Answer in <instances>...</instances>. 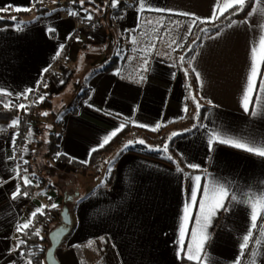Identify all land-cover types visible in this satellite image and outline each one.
Listing matches in <instances>:
<instances>
[{
  "label": "crops",
  "instance_id": "1",
  "mask_svg": "<svg viewBox=\"0 0 264 264\" xmlns=\"http://www.w3.org/2000/svg\"><path fill=\"white\" fill-rule=\"evenodd\" d=\"M121 3L122 10L109 17L111 37L110 32L100 27V21L94 14L89 24L80 15L70 17L69 10L76 11L70 8L33 13L22 25L23 31L16 30L17 24L0 28V89L16 96L29 88L34 89L28 99L0 97L1 108L2 102L9 100L19 104L39 97L41 93H59L70 77L65 74V64L80 59L87 63L86 60L94 57L100 60L83 70L85 97L76 96L67 103V108L58 114L55 125L49 121L48 115L40 119L41 124L60 136L59 153L83 165L86 164L81 161L88 163L90 160V150L126 118L130 121L127 125L159 134L182 123L190 111L189 84L185 74L177 66L173 67L165 55L153 56L152 53L146 57L148 63L145 65V52H142L140 60L124 69L122 66L101 71L115 48V41L123 39V45L126 38L136 39L138 30L145 23L149 25L147 21H161L170 29L173 27L174 34L176 29L185 30L191 23V19L183 15L154 11L140 14L137 12L138 0H122ZM148 3L172 13L187 12L206 18L211 15L215 0H148ZM9 5L33 9L32 0H0V9ZM260 7H264V0ZM9 12L30 11L10 9ZM246 18L251 26L237 24L227 28L216 39L203 38L198 43L203 47L195 49L199 52L195 66L202 74L203 86L196 83L190 70L189 75L194 80L201 109H204L200 124L206 127H198L185 138L175 141L174 151L178 159H152L117 149L113 154L109 185L95 183L97 185L75 202L70 212V231L56 251L60 264H80L78 253L83 254L87 264H190L187 260L177 259L176 252L179 223L193 186L192 177L201 176L202 184L205 182L203 178L208 177L231 183L237 189L264 190V158L222 145H217L216 151L211 153L207 148V132L212 129H222L233 135L264 137V115L251 117L241 108L250 65V48L254 41H258L261 34L259 26L264 23V16L259 14L250 18L246 14L234 20ZM156 25L159 27L158 23ZM48 27H54L56 32L47 34ZM69 36L72 38L65 39ZM61 43L65 49L61 56L56 57ZM82 46L85 47L83 52ZM49 65L50 70L43 75L48 86L45 88L41 83L38 87L41 70ZM145 67L146 71L143 70ZM141 75L145 77L144 81L137 82ZM88 104L94 107H88ZM185 105L187 113L182 111ZM258 107L264 108V100ZM131 121L149 127L157 123L164 126L151 131L136 127ZM10 124L11 121L0 123V129H4L0 132V264H12L13 261L26 264L25 258L17 251H10L17 242L16 225L26 221L36 208L46 205L48 197L56 201L59 198L54 190L37 189V180L28 171L24 172L31 162L30 150L26 149L30 141L23 143L21 152H18L20 125L11 128ZM14 134L16 143L13 147ZM40 135L38 128L36 131L32 129L31 137L38 139ZM14 153L16 159H9ZM24 160L28 163L24 164ZM177 164L182 171L177 172ZM193 164L198 169L187 166ZM17 166L21 175L33 179V186L22 187L29 195L13 201L11 193L17 183L22 184L20 179L14 178ZM230 207L229 212L218 213L209 228L211 239L206 249L213 264H233L242 235L249 226V209L240 204ZM197 210L196 207L191 209L193 221L189 223V229L195 226ZM89 241L93 242L90 247ZM252 259L256 264H264V250L255 258L250 251L246 253L245 264H250Z\"/></svg>",
  "mask_w": 264,
  "mask_h": 264
},
{
  "label": "snow or ice",
  "instance_id": "2",
  "mask_svg": "<svg viewBox=\"0 0 264 264\" xmlns=\"http://www.w3.org/2000/svg\"><path fill=\"white\" fill-rule=\"evenodd\" d=\"M44 0H32L33 4H40L43 3ZM55 3V0H53ZM85 0H80L79 9L80 11L84 12L82 19L85 21H91L93 16L91 11L84 7ZM94 0H88V3H93ZM75 3V0H73ZM262 0H215V4L212 8L211 15L206 18L197 17L195 14L192 13H172L171 10L161 9V8H154L149 3L148 0H138V7L137 12L142 14L145 11H154L158 13H168V14H176V15H183L185 17H189L191 19V23L187 26V34L184 37V42H178L176 38H172L170 43H168V47L173 51H177L178 49H184L185 44L187 43V36H191L193 34V29L200 24H212L217 27V31L212 32L209 28H200L199 32L203 34V38L207 39H216L227 28H232L237 24H244L250 25L249 19H244L242 21H237L231 19V17L239 15L241 12L245 10L246 7H250V11L247 12V17L250 18L254 14H259L264 16V7H260ZM120 6V0H111L110 7L113 9H117ZM13 10L16 12L20 11H31V7H25L23 9L19 7H15L9 5L5 8L0 9V12L7 13L9 10ZM80 11H73L69 10L68 15L70 17L80 15ZM2 18V17H0ZM221 18L227 20L228 23L224 25V27H219L216 25V21H220ZM139 19V17H138ZM15 20V17H13ZM148 24H152L151 20L147 21ZM160 27H164L161 21H157ZM261 34L259 36L258 41H254L251 48H250V65L249 71L245 78V86L243 88L242 99H241V108L243 109L244 113L250 115L251 117H258L264 115V108L258 107L261 100H264V72H262V68H264V23L260 24ZM17 31H23V26L20 23L16 25ZM158 31V29H157ZM56 32L54 27H48L46 29V33L51 35ZM72 37H66L65 39H71ZM78 39V38H77ZM160 39H163L160 37ZM202 37L200 35H196V38L192 41L191 45H188L185 53L179 56V63L187 64V68L184 69L185 77H188L189 70L191 73L195 75L196 83L203 86V78L200 71L195 66V61L197 56L199 55L198 49L203 47V44H197L196 41L201 40ZM135 43V41H133ZM65 49V45L61 43L59 48L56 52V57L61 56ZM155 49V43L150 42L148 47L144 49L145 57L144 64L147 65V56L152 54V51ZM188 53H193L191 56H188ZM175 67L176 65H172ZM51 65L45 67L41 70V81L38 82V87L42 83L43 87L47 88V83L43 81V75L50 70ZM144 71L147 70L145 67ZM173 78H175V73H173ZM88 79V77H85ZM144 76H139L137 82L144 81ZM63 83V81H60ZM188 87V97H190L195 105H196V113L193 117L194 120L199 121L200 118V109L201 104L196 101L195 95H193L191 85H187ZM34 89L29 88L25 92L16 96V94L0 89V97H12L15 96L16 99H28L29 95L33 93ZM254 94H255V102H254ZM91 96H89V100ZM201 99L204 97L201 96ZM45 100V96L41 95L37 97V99L33 103H42ZM87 104V101H85ZM208 103L212 105V101L209 100ZM2 106L5 109H12L15 108L18 111L27 109L28 105L23 103L15 104L11 100L7 102H2ZM215 106V105H213ZM88 107H94L91 104H88ZM99 111V109H96ZM184 113L188 112V107L185 105L182 109ZM43 116H47V112L41 113ZM184 117H180L179 119H183ZM207 117H205L206 119ZM130 121L126 118L124 122L120 123L115 129H113L110 133L106 134L102 141L95 147L90 150L89 155L91 156L92 153L103 149L106 145L110 144L112 140L117 137L126 127V125ZM19 118L13 119L9 127L16 128L19 126ZM134 126L141 127V128H149L151 131H157L159 128L163 127L164 125L161 123H157L154 127H149L148 125L139 124L135 121H131ZM197 126L201 128H205L206 125L203 124H193V128ZM192 129H187L186 131H191ZM4 131V129H0V132ZM29 136L32 135V130L29 129ZM180 135V133H172L169 136L168 140L170 141L173 137ZM16 143V135L12 136V144L13 147ZM134 144L145 145V141L142 139H138L135 141H128L124 146L121 148V152L127 150L129 147L133 146ZM222 145L227 146L235 150H240L248 154H252L259 158H264V137H257L252 134L248 135H233L230 134L222 129H212L207 132V148L208 152H215L216 146ZM149 150L154 151H161L165 154L168 152L169 143L165 142L162 148H152L148 146ZM57 158L60 155H66L63 153H57ZM119 155V153H117ZM9 159H16L15 153L13 156L9 157ZM70 162L74 158H69ZM167 159L172 160V156L168 155ZM24 164H27L28 161L24 160ZM81 163L87 164V161H81ZM109 163L110 167L108 169V173L110 174L112 171L111 162ZM175 163V161H173ZM190 168L198 169L197 165H187ZM182 171V169L177 164V172ZM24 172H27V169H24ZM32 177H35V173H32ZM22 181L21 183H17L15 186V190L11 193V199L16 201L19 197H27L29 193L27 191H23V188L33 186V179H30L27 175H21L19 170V166L15 171V177ZM193 179V186L191 189L190 196L188 201L185 203L183 207V213L180 219L179 228H178V240H177V252L176 256L177 259L180 260H187L190 264H213L209 253L207 252L206 245L211 239V233L209 232V228L212 226L213 220L216 218L217 214L220 212H229L231 210V205L233 204H240L244 205L249 209V226L246 229L245 233L242 235L241 241L239 243V252L236 259L233 261V264H245V257L246 253L249 251L251 252V256L253 258L257 257L260 254V251L264 250V190H244V189H237L233 187L231 183H222L215 178L209 179L208 177H204L203 179L205 182L202 184L201 180L202 177L196 175L192 177ZM106 181H101V186L104 185ZM3 183H7V181H3ZM37 186L39 182L37 181ZM43 194V193H42ZM51 200V197H48ZM71 199V197H69ZM49 206L41 205L40 207L36 208L29 214V217L26 221L18 223L16 225L15 231L18 234L17 242L10 251H17L22 258H25L26 264H34L33 259L31 258L34 253L31 251H24L23 249L26 246V240L21 238L25 235L29 236H36L40 239H43L41 236V229L39 227H34V221L37 216H44L46 214L45 209ZM58 205L56 203H51L50 208L56 209ZM196 207L198 210L194 216V224L195 226L189 229V223L193 221V213L191 209ZM254 233H258L257 236H254ZM60 232L57 231L56 236L59 237ZM103 239V238H101ZM93 242L89 241V247ZM251 246V248H250ZM76 247V245H73ZM52 256V251L49 250L48 257ZM12 264H16L15 261ZM250 264H256V260L252 259Z\"/></svg>",
  "mask_w": 264,
  "mask_h": 264
},
{
  "label": "rangeland",
  "instance_id": "3",
  "mask_svg": "<svg viewBox=\"0 0 264 264\" xmlns=\"http://www.w3.org/2000/svg\"><path fill=\"white\" fill-rule=\"evenodd\" d=\"M121 1L122 0H120V2ZM75 2L80 3V0H75ZM103 2H104V12L112 9L110 7L111 0H103ZM72 4H73V0H55V3L53 2V0H44L43 3H40L37 5V8L33 7V9L30 12H28V13H26V15L22 16L18 23L23 25L26 22V19L30 18V16L33 13L34 14H36V13L42 14L46 11H53V10H59V9H65V8L75 9L72 6ZM75 10L80 11V9L79 10L75 9ZM91 13H92V16L94 14L98 18L97 14L95 12L91 11ZM83 15H84V12L80 11V16L83 17ZM110 16L111 15L107 16L108 22H109ZM88 22H89V24L91 23V21H88ZM144 23H145V21H144ZM156 24L157 23H155V21L153 22V24H149L148 26L145 23L144 26H142L138 30V32L136 34V39H135V37L131 38V40L126 38V39H124L126 41L123 43V45H122L123 39L121 40L120 38H118L114 43L115 48H113L110 56L108 57L107 63L112 61L111 59H113L115 68L123 66V69H124V67L130 66L136 60H140L141 54H142V52H144V49H146L148 47L150 42H154L155 43V49L152 51L153 56H160L161 57V56L165 55L166 58L171 63L175 64L179 68L180 71L184 72V69L187 68V64L185 63V64L181 65L179 63V56L185 53L187 46L192 44V41L196 38V35H200L203 38V34L199 32V29L200 28H206L207 26H209V24L208 25L200 24L197 27H195L193 29V34L191 36H187V43L185 44V48L184 49H178L175 52H173L168 47V43H170L172 38H176L178 40V42H184V37L187 34V29H185V30L182 28L176 29V33H177V35H176V33L175 34L173 33L174 30H171L173 27L171 29L166 25H164V27H160V25H159V27H158V25H156ZM84 26L87 27V25H84ZM157 29H158V31H157ZM110 37H111V31H110ZM160 37H162L163 39H160ZM133 41H135V43H133ZM198 41H196V43ZM127 43L130 45L127 46L128 45ZM84 48L85 47H83V46L81 47L82 52H83ZM189 55H190V53H188V56ZM86 61H87V63H85V61L83 59H80V61H76L75 63L65 64V66H66L65 74L70 75V77L67 79L66 83H68V84L63 91L56 93V94H53V95L41 93L38 96L44 95L45 98L51 97V101H53V105H54V110L59 111V113L64 108L66 109L67 106H65V105L67 103L69 104L72 101V99L75 98L76 96L80 97V98L85 97L86 86H84L82 83L84 80V76H83L84 71L83 70L84 69L86 70V68L88 66L96 65V63L100 62V60H98V58L94 57L93 59H89ZM186 81L188 84L191 85L192 80H191L190 75H188V77H186ZM191 89H192L193 95H195L196 101H198V97L196 95V92H195L193 86L191 87ZM36 99H37V97L35 96L34 98H31L28 101H25L23 104L28 105V107H27L26 111L21 110L25 115L28 116V118H26L24 120L23 124H21V122L19 123V125H20L19 136L22 133V131L25 130V132L28 136L27 141H30V143L26 147V149L28 148V150H30V144L33 141L37 140V137L35 138V136H33V137L29 136L28 129H31V130L33 129L34 131H36V128H38V130L41 131L45 127V126H43V124H40L41 117L39 119H36V121H35L34 119L30 118V116H29V115H31V113L34 110H36V106L38 103H33ZM62 104H64V105H62ZM47 113H48V119H49V121H51L50 112H47ZM195 113H196V105H195L194 101L190 98V111L188 113V117L182 123H180L179 125H176L174 127H171L170 129H168L164 132H161V133L155 134V135H150V134L142 135L139 132H137V133L134 132L132 134H129V136H127L125 138V142L117 149L121 150V148L124 146V144H126L128 141H135L138 139H142L145 141V145L134 144L133 146L129 147L127 150L135 149V150L143 151L145 149L146 151L159 152V153H161V154H159V156L167 158L166 157L167 153L165 154L164 152H161V151L149 150L148 146H151L152 148H157V147L162 148L163 145L165 144V142L169 143L168 138H169V136H171L172 133L175 132V133H180V135H182V134H185L187 132H190V131H186L187 129L194 130L195 128H193V124H199V121L194 120V118H193L195 116ZM27 124H30L31 126H34V127L30 126V128L28 127V129L26 131V125ZM178 136L179 135L173 137L171 140H173L174 138H176ZM116 150H114V152H112V153H108V154L104 155L103 162L98 165V167H100V173H101V175L98 177L99 183H101V181H104V179L110 175L108 173V169H109L110 165H109V163H106V162H111V167H112V164L114 161V156H115L113 154L115 153ZM127 150H125V151H127ZM30 154H31V152H30ZM31 159H32V157H31ZM57 167L59 169L63 170V173H64L60 178L63 181L62 182L60 181V183H58V185H57L58 186L57 192L54 191V193L58 194L57 197L59 198V200H57L58 202L54 199H51V200L48 199L47 201H49L50 204L56 203L58 205V207L56 209L51 210L52 213L54 214L55 219L52 222L47 223L43 227V229L41 230V236L43 238H47V233L60 222V217H58V214L56 213V211L61 212V210L63 208L62 205L65 203L64 198L65 197L66 198L71 197V200L68 201V204H70L72 202L70 204V206L72 208L74 206L76 200L80 196L86 194L93 187V185L94 186L97 185V184L95 185V183H98V182H95L93 179L94 176H96V170L93 168L76 170V169L70 168L67 165H62V164H57ZM92 176H93V178H92ZM46 187H47V184H42V186H37L36 188L37 189H40V188L41 189H50V188H46ZM64 192H67L68 196L64 195L63 194ZM75 193H77L79 197L74 196ZM41 246L45 247V244L41 245ZM81 257H82L83 263L87 264L86 259L83 256V254H81ZM79 260H80V258H79Z\"/></svg>",
  "mask_w": 264,
  "mask_h": 264
},
{
  "label": "trees",
  "instance_id": "4",
  "mask_svg": "<svg viewBox=\"0 0 264 264\" xmlns=\"http://www.w3.org/2000/svg\"><path fill=\"white\" fill-rule=\"evenodd\" d=\"M79 5H80L79 2L78 3L75 2L72 4V6L78 10H79ZM32 6L34 8H37L36 4H33ZM84 7L87 8L88 10L95 12L98 16L99 21H100V27L107 30L108 32H110V28L108 26V21H107V16L108 15L116 16L118 14V12L122 9L123 4L121 3L117 9L112 8L111 10L104 12L103 0H94V2L91 4L88 3V0H85ZM249 10H250V7H246L243 12H241L237 16L231 17V19L242 18L247 14V12ZM24 15H26V13H11V12L3 13V12H0V17H2V18H0V28L1 27H12V26L16 25L19 22V20L21 19V17ZM13 17H15V20H13ZM227 23H228V21L224 20L223 18H221L220 21H216V25H218L221 28ZM205 25H208V24H205ZM206 28L211 29L212 32H215L218 30L217 27L212 25V24H209V26H207ZM201 40H199L197 42V44ZM190 55H191V53H190ZM111 60L112 61H110L104 65V67L101 69V71H109V70H112L115 68L114 67V60L113 59H111ZM191 80H192L191 87L193 86V88H194V80L193 79H191ZM67 84L68 83H66L62 87L61 91H63L66 88ZM43 112H50L51 122H52V124L55 125L57 122L56 119L58 117L59 111L54 110V105H53V101H51V97L45 98V100L42 103H38L36 106V110H34L31 113V115H29V116H30V118H32L36 121V119H39L40 117L43 116V115H41V113H43ZM203 113H204V109H201L200 110L199 124L201 123ZM17 118H19V121L21 122V124H23L24 120L26 118H28V116L25 115L22 111L16 110L15 108L3 109L0 107V123H8V122L12 121L13 119H17ZM43 126H45V125H43ZM198 127L199 126H197L194 130L187 132L185 134L179 135L178 137L169 141V149H168V152L166 154V157L168 155H170V156H172V158L178 159L176 154H175V151H174L175 141L178 139H181V138H185L191 132L195 131ZM47 128L49 129V127L45 126L43 128L44 130L42 129L40 131V133H41L40 137L30 144V152H31L32 159H31V162L27 165V171L30 174L35 173L34 178L39 182L38 186H42V184H47L46 188H50L56 192H57L58 183H60V181L61 182L63 181L60 178L64 174L63 170H61L57 167V164L67 165L70 168L76 169V170L93 168L96 170V176H94V178L92 176V178L94 179L95 182H98V185H101V183H99V181H98V179H99L98 177L101 175L100 167H98V165L103 162L104 155H106L108 153H112V152H114V150L119 148L125 142V138L127 136H129V134H132L134 132L135 133L139 132L142 135L150 134V133H147V132L142 131L140 129L134 128L130 125H126L124 130L117 137H115L110 144L106 145L103 149H100L99 151L92 153L89 162L86 165H83V164H80L76 161L70 162V160L63 155H60L57 158L56 154L59 153L60 136L57 133L51 131L50 129L48 130ZM150 135H155V134H150ZM128 152L136 153V154H139L141 156H145V157L152 158V159L167 160V158L159 156V154H161V153L146 151L145 149L143 151H141V150L139 151V150H135V149H129ZM110 177H111V174L104 179V181H106V182L104 183L103 186L109 185ZM63 194L68 196L67 192H64ZM84 195L79 197L78 194L75 193L74 196L79 197L76 200V202L79 201ZM70 204H68V201H66L62 205V207L66 206L68 208L69 212H71L73 207L71 208ZM56 213L58 214V217H59L60 211H56ZM59 223L57 225H59ZM21 238L25 239L27 242L26 246L23 250L26 252L31 251L34 253V255L31 257L33 259L34 264H45L44 255H45V251L49 245L47 238L39 239L36 236H29V235H25ZM44 244H45V247L44 246L42 247L41 245H44ZM78 256L81 260L80 263L84 264L80 253H78Z\"/></svg>",
  "mask_w": 264,
  "mask_h": 264
},
{
  "label": "water",
  "instance_id": "5",
  "mask_svg": "<svg viewBox=\"0 0 264 264\" xmlns=\"http://www.w3.org/2000/svg\"><path fill=\"white\" fill-rule=\"evenodd\" d=\"M69 197L64 198V201H70ZM60 223L47 233L48 247L45 251L44 262L45 264H60L56 258V251L59 248L64 237L69 233L72 220L71 215L66 206H63L60 212ZM57 231L60 232L59 237L56 236ZM49 250L52 251V256L48 257Z\"/></svg>",
  "mask_w": 264,
  "mask_h": 264
},
{
  "label": "built area",
  "instance_id": "6",
  "mask_svg": "<svg viewBox=\"0 0 264 264\" xmlns=\"http://www.w3.org/2000/svg\"><path fill=\"white\" fill-rule=\"evenodd\" d=\"M30 124L26 125V131L28 129V127L30 128ZM29 130V129H28ZM27 134L25 132V130L22 131V133L19 136V142L17 144V149L18 152H21L22 150V144L25 143L27 141ZM18 161L21 162V158L20 155L18 154ZM45 206H49L45 209L46 214L44 216H37V218L34 221V227H39L41 230L43 229V227L49 223L52 222L55 218H54V214L52 213V209L50 208V202L47 201Z\"/></svg>",
  "mask_w": 264,
  "mask_h": 264
}]
</instances>
